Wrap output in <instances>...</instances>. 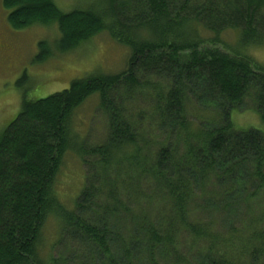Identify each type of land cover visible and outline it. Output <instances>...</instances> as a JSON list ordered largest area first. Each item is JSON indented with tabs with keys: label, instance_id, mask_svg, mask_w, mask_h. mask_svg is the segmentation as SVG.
Returning <instances> with one entry per match:
<instances>
[{
	"label": "trees",
	"instance_id": "1",
	"mask_svg": "<svg viewBox=\"0 0 264 264\" xmlns=\"http://www.w3.org/2000/svg\"><path fill=\"white\" fill-rule=\"evenodd\" d=\"M2 6L12 31L56 28L53 50L39 42L34 65L101 33L130 56L119 74L41 99L22 91L33 79L18 78L20 111L0 133V264H264V133L231 122L247 102L264 121V64L252 54L264 47V0ZM94 94L107 135L78 144L71 120ZM68 152L85 173L72 209L56 192ZM49 220L57 247L88 253H44Z\"/></svg>",
	"mask_w": 264,
	"mask_h": 264
},
{
	"label": "rangeland",
	"instance_id": "2",
	"mask_svg": "<svg viewBox=\"0 0 264 264\" xmlns=\"http://www.w3.org/2000/svg\"><path fill=\"white\" fill-rule=\"evenodd\" d=\"M55 5L64 12L79 5L83 0H54ZM8 11L0 0V133L14 120L20 111V93L16 91L17 79L23 68L28 71L34 84H23L22 91L27 87L32 89L28 97L32 100L45 98L67 89L70 84L94 74L115 75L123 72L130 56L128 48L113 42L108 35L101 33L79 48L49 59L36 66L32 64L39 53L38 43L46 41L50 50L54 47L59 35L55 27L45 29L35 26L20 31H12L7 23ZM51 31V32H48ZM233 37L231 38V41ZM9 51V52H8ZM254 58L264 64V47L252 51ZM13 60L12 69L6 68ZM22 62V63H21ZM8 63V64H7ZM7 64V65H6ZM32 64V65H31ZM97 94L90 96L73 114L71 130L77 136V143L86 142L96 145L104 141L107 135V121L98 109ZM252 106V107H251ZM214 114H205L204 119H212ZM231 122L238 130L255 129L264 133V121L261 120L252 102L246 103L244 110L231 113ZM85 179L81 161L72 152H68L63 161L56 180V192L64 205L72 209L74 202L83 189ZM229 216L223 217L228 222ZM59 226L54 220H49L43 231V252H53L66 255L70 259L76 255H85L88 249L84 246L70 249L69 245L57 247L56 239ZM76 251H79L77 254Z\"/></svg>",
	"mask_w": 264,
	"mask_h": 264
},
{
	"label": "flooded vegetation",
	"instance_id": "3",
	"mask_svg": "<svg viewBox=\"0 0 264 264\" xmlns=\"http://www.w3.org/2000/svg\"><path fill=\"white\" fill-rule=\"evenodd\" d=\"M8 52H9V51H8ZM8 63H9V65L7 66L6 69H7L8 71H10V70L12 69L13 60H12V61H9ZM8 63H7V64H8ZM21 63H22V62H21ZM7 64H6V65H7ZM25 69H26V68H23L22 71L20 72V74H19V79H20L21 77H24V76L29 77V74L27 73L28 71L25 70ZM17 81H18V79H17ZM27 95H28V94H27ZM28 98H29V97H28Z\"/></svg>",
	"mask_w": 264,
	"mask_h": 264
}]
</instances>
